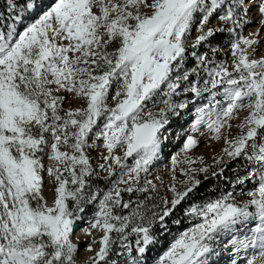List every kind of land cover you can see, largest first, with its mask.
<instances>
[{
  "label": "snow or ice",
  "instance_id": "snow-or-ice-1",
  "mask_svg": "<svg viewBox=\"0 0 264 264\" xmlns=\"http://www.w3.org/2000/svg\"><path fill=\"white\" fill-rule=\"evenodd\" d=\"M44 2L3 0L2 5L14 23L3 26L7 32L0 28V264H75L77 245L69 235L76 213L83 211L82 204L97 199L91 228L100 229L103 235L87 264H109L117 245V255L128 254L126 264H146L144 254L157 239L152 235L153 224L159 221L166 230L165 218L201 181L185 173L183 189L178 190L173 182L170 205L162 199L159 211V205L149 208L146 203L150 195L125 201L121 193L154 191L151 181L140 186V174L148 172L161 150V130L169 123L168 114L187 107L186 101L177 104L173 100L182 87L194 99L204 92L210 94L209 103L196 109L193 131L206 123L219 139L220 129L234 111L248 110L238 126L247 131L225 141L228 147L216 165L226 164L225 156L232 160L243 155L255 167L238 183L250 179L256 186L247 193L250 199L242 203L227 193L186 209V214L201 222L181 233L156 264H210L222 236L249 226V238L233 235L228 244L234 250H254L247 264H264V56L251 58L256 49L249 51V46L258 43L254 33L231 44L232 71L196 51L225 31L206 27L213 15L219 12L217 19L233 25L227 29L233 33L240 26L239 10L246 15L255 3L264 17V0H151L150 4L148 0H55L20 30L24 14L36 12ZM194 23L199 34L188 53L186 39ZM260 23L264 26V19ZM211 51L214 56L216 49ZM188 56L195 59L191 68H185ZM202 73L207 76L203 87ZM190 76L196 79L190 81ZM61 90L84 100L86 107L64 109L67 97L57 94ZM218 95L224 97L226 106L215 99ZM109 96L116 101L114 107L107 104ZM157 96L165 107L145 116L146 104ZM98 139L108 153L103 160L112 161L99 167L107 168L109 176L115 175L117 167L127 168L113 184L128 186H114L102 196L90 191V180L96 174L86 154ZM195 144L189 136L184 147ZM63 146L71 152L62 151ZM121 147L125 148L123 156L113 155ZM46 149L49 160L55 162L47 168L56 183L51 207L41 195V153ZM133 156L134 163L128 166L125 161ZM123 210L127 214L122 215ZM132 235L136 237L135 255L128 239Z\"/></svg>",
  "mask_w": 264,
  "mask_h": 264
},
{
  "label": "rangeland",
  "instance_id": "rangeland-1",
  "mask_svg": "<svg viewBox=\"0 0 264 264\" xmlns=\"http://www.w3.org/2000/svg\"><path fill=\"white\" fill-rule=\"evenodd\" d=\"M54 2L55 0H45L42 8L37 9L36 12L24 14L25 24L19 25L20 30H22L27 23L33 22L36 18H38V14L42 13L43 10H46ZM256 2L258 3L259 0H256ZM148 3L150 4L151 0H148ZM142 10L148 13H150L151 11L148 8H144ZM93 11L98 13L99 10L98 8H94ZM238 14L240 17V26L234 28L233 33L227 32V29L232 28L233 25H231L230 23L226 24L217 19L219 12L213 15L208 21L206 27L224 28V37H222L221 41H218L220 35L219 33H217L213 38L210 39L208 43L202 44L196 49L198 53L206 52L209 59L214 60L216 63H223V65L229 71L233 70L234 60L231 51V44L241 36L249 37L250 33H254L255 36L253 38L257 39L258 43L254 46H249V51L252 50V47H255L256 49L251 58L257 59L261 56H264V26H262L260 23L261 19H264V17H261L258 13L255 3L251 8L248 9L246 15H244L242 9L239 10ZM198 20L199 17H197V23ZM3 21H5V19H3ZM5 22H7L8 25L14 23L13 19L10 20V18ZM5 32H7V29ZM198 34V28L196 26V23H194L191 28L190 34L186 39V44L188 45V53H191L193 51L191 45ZM63 43L67 44V41H63ZM211 48L216 49V53L214 56L212 54ZM194 65L195 59L191 56H188L186 59L185 68H191ZM206 78V74L202 73L200 79L201 87H203V81ZM195 79V76H190V81ZM163 90L164 89L162 88L161 92H163ZM216 90L220 91L219 86ZM111 91L114 95L116 91L115 85L113 86ZM57 94L67 97L62 105V107L66 110L70 108L75 109L86 107V102L78 97H75L72 93H66L61 90ZM209 95V93L204 92L200 97L194 99V94L191 92L184 93L182 87L180 89V95L173 97L174 102L177 104H179L181 101H186L187 107L184 109L177 108L175 110L176 114H168L169 123L165 125L161 130V150L157 158L149 165L148 172H142L140 174V186H144L145 181H151V185L155 186L154 191L151 192L154 193L155 196H157L158 201L167 199L169 202H171L174 194L170 191V187L173 182H175L177 189L182 190L184 187V182L187 180V176L185 175V173L201 180L202 177L206 176V173L199 171V169L201 168L207 167L209 171H215L216 169L220 168L219 171H221L223 164L217 166L216 160L217 158L224 156L223 150L228 147V144L225 141H231L241 135L242 132L247 131L246 127L243 130L238 127L241 123L244 122V118L248 115V110L246 108L235 110L231 115V118L227 119V123L220 129L219 139L215 138L216 133H213L208 128L206 123H201L197 127V130L193 131L191 126L196 120V109L198 107H203L205 104L209 103ZM215 99L224 102V97L222 95L216 96ZM115 103L116 101L113 100L111 96H109L107 99V104L110 107H114ZM245 103H247V101H245ZM224 106H226V102H224ZM164 107L165 105L162 102V99L160 98V96H157L153 98L152 101H149L146 104L145 116L148 111L158 112L160 108ZM208 119L209 117L206 115L205 120ZM211 119L215 120V115H212ZM189 136L193 137V139L196 141V144L185 149L184 145L187 142V138ZM88 143H93L91 138L89 139ZM95 144V147L86 149V154L89 157L91 167L96 174L90 180V191L96 192L100 196H102L104 192L113 189L114 186L120 188L127 187L128 185L126 184H113L114 181H117L120 178L122 173L127 172V168L121 170L117 167L115 175L109 176L107 168L101 169L99 167V165L102 163L112 164L111 160L105 162L102 158L104 155L108 154L107 150L103 147V140L98 139L95 141ZM61 150L71 152V149L68 146H63ZM124 150L125 148L123 147L114 149L113 155L123 156ZM249 152H251V149H249ZM47 153V149L44 153H41L42 163L44 165V170L41 172V175L43 177L41 195L44 198L43 202L51 207L54 204L56 183L54 181V178L49 176L47 168L53 167L55 165V162L49 160ZM237 158L241 160L242 164V168H238L236 170L237 177L235 179L228 178L226 180V183H218L217 185H215L214 189L216 195L214 197L207 198V200L195 198V196L193 195L194 193H191L187 198L193 199L195 201L191 204L184 202V204L186 205V209L190 208L194 204L197 206H203L205 203L213 201L227 193H231L232 198L237 203H242L250 199L247 193L250 190L254 189V187L256 186V182L250 179L245 180L244 183H238V181L247 177L248 173L252 170L253 167H255V165L248 159H246L243 155ZM224 159L228 161V158L226 156L224 157ZM125 163L128 166H132L134 163V156L129 157L127 161H125ZM114 167L116 166L114 165ZM64 175L67 176V173L65 172ZM95 177L101 178L103 180L104 186L97 187L94 182ZM124 178L127 179V176H125ZM149 187L151 188V186ZM123 193L124 192L121 193L122 198ZM187 198H185L183 201H187ZM98 203V199L91 203H84L81 205L83 211H79L76 213L77 218L74 220L73 231L69 235L70 240L77 245V251L76 253H74L75 264H86L88 258L94 256L95 252L99 249L98 241L103 233L98 228H91L92 217L94 212L96 211V206ZM181 215V217H183V223L186 226L183 229H178L177 226L174 225V223H165L167 226L166 230L161 228L160 223H158V229H156V227L152 228V230L161 233L158 234L159 237H156V243L148 247L146 253L144 254V260L146 261V264H156L157 259L168 249L169 245L181 233L191 228L193 225L201 222L200 218L192 214H186L185 211H183ZM85 227L87 228L86 232H84ZM250 227L251 226L245 227L236 233L222 236L219 243L214 246L216 251L215 254L210 258V264H232L233 260L236 261V264H247V258L253 254L254 250L251 248H238L234 250L233 245L228 244V241L232 239L233 235H235L238 239L249 238L252 234L250 231ZM171 232H175V234L170 239L167 247L160 251V245L163 241L166 240V234ZM160 235L162 236L160 237ZM92 238H95V243L91 240ZM128 239L129 243L133 247V254L135 255L136 237L135 235H132ZM90 244H93L95 248L94 252L89 256H82L81 253L86 250V246ZM225 245H227V247H225ZM115 248H117L118 250L115 252V254L113 252V254L108 258L109 264H112V262H116V264H126L128 255L127 252H124L121 255H117L116 253L120 251V248L118 245L115 246Z\"/></svg>",
  "mask_w": 264,
  "mask_h": 264
},
{
  "label": "trees",
  "instance_id": "trees-1",
  "mask_svg": "<svg viewBox=\"0 0 264 264\" xmlns=\"http://www.w3.org/2000/svg\"><path fill=\"white\" fill-rule=\"evenodd\" d=\"M21 3H23V0H21ZM2 5H3V0H0V16L3 17L2 19H0V28H3V26L7 24V22H5L7 19H9V18H10V20L12 19V16H9L7 13H5ZM1 14H3V15H1ZM3 19H5V21H3ZM5 29L6 28H3V30H5ZM219 35H220V38H218V41H221L222 37H224V33H219ZM202 53H204V52H202ZM238 161H240V162H238ZM238 168H242L241 160H239L238 158H235V159H232V160H228L226 164H223L221 171H219L220 168L216 169L215 171H212V170L208 171L206 173V176L202 177V179L200 180L201 183L194 190V192H193L194 194L193 195L195 196V198L202 199V200H205V199L207 200V198L214 197L216 195L214 186L217 185L218 183H226L227 182L226 180L228 178L235 179L237 177L236 170ZM213 172H216L217 174L214 176V175H212ZM205 177H207V178H205ZM94 182H95V185H97V187L104 186L103 180L101 178L95 177ZM146 195H150L152 197V199H150V200H148L146 202L149 207L152 206L153 204H156V205L160 206L158 209H156L157 211H159L160 209L163 208V204L161 203V201H158L157 200V196H155V194L152 193V192H150V193H139V194H136V193H125L124 192L122 199L125 200V201H127V200H136V199L143 200ZM194 201L195 200L188 199V198H187V201H182L181 204L178 205L176 207V209L168 217L165 218V223H167V224L174 223V225H176L178 229L185 228L186 226L183 223V217H181L182 216L181 214L183 213V211L186 210V205L184 204V202L191 204ZM169 205H170V202H169ZM127 211L128 210H123L121 212V214H127ZM176 221H178V223ZM158 223H159V221H157L155 223V225L153 224L152 228L156 227V229H158V225H159ZM160 233L161 232H156L155 230H152V235H154L155 237H157L158 234H160ZM174 234H175V232H171V233L166 234V240L163 241L162 244L160 245V247H161L159 249L160 251L167 247V245L169 244L170 239L172 238V236ZM162 235H165V234H162ZM162 235H160V237ZM117 250L118 249L115 248L114 254H115V252Z\"/></svg>",
  "mask_w": 264,
  "mask_h": 264
},
{
  "label": "bare ground",
  "instance_id": "bare-ground-1",
  "mask_svg": "<svg viewBox=\"0 0 264 264\" xmlns=\"http://www.w3.org/2000/svg\"><path fill=\"white\" fill-rule=\"evenodd\" d=\"M51 200H53V199H51ZM50 200V201H51ZM47 204H49V203H47ZM47 206H49V205H47ZM86 230H87V228L85 227L84 228V232H86ZM93 237V236H92ZM92 241H94L95 240V238H92L91 239ZM91 245V244H90ZM94 250H95V248H94V246H93V244H92V249H91V251H89V245H87L86 246V250H84L82 253H81V255L83 256H89V255H91L93 252H94Z\"/></svg>",
  "mask_w": 264,
  "mask_h": 264
}]
</instances>
